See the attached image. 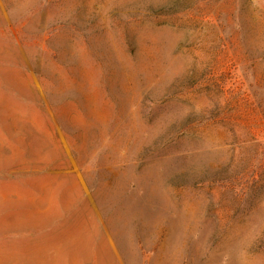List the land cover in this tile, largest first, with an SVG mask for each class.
Wrapping results in <instances>:
<instances>
[{"label": "rangeland", "instance_id": "374dc122", "mask_svg": "<svg viewBox=\"0 0 264 264\" xmlns=\"http://www.w3.org/2000/svg\"><path fill=\"white\" fill-rule=\"evenodd\" d=\"M0 264H264V0H0Z\"/></svg>", "mask_w": 264, "mask_h": 264}]
</instances>
